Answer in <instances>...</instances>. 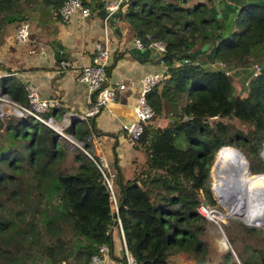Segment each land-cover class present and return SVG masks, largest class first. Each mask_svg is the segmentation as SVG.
Wrapping results in <instances>:
<instances>
[{"label":"trees","instance_id":"obj_1","mask_svg":"<svg viewBox=\"0 0 264 264\" xmlns=\"http://www.w3.org/2000/svg\"><path fill=\"white\" fill-rule=\"evenodd\" d=\"M64 1L0 0V45L8 25L25 15L31 19L30 13L52 16ZM81 1L93 10L103 0ZM188 1L128 0L117 13L145 46L165 44V76L147 94L154 115L134 146L144 159L129 179L115 163L123 196L117 227L138 264H171L179 255L208 264L211 222L197 207L216 204L210 169L222 147L243 153L247 178L264 180V59L255 75L249 65L252 54L264 53V0ZM215 60L223 64L205 65ZM4 70L0 96L27 104L24 83L15 70ZM234 79H240V92H234ZM166 104L173 107L171 120L160 127L154 122ZM56 110L42 118L58 121ZM240 110L253 112L260 128L244 130L228 121ZM64 133L80 148L31 116L0 111V264H89L101 245L110 247L114 212L90 130L86 121H72ZM231 225L229 236L261 234L264 240L262 229ZM241 241L249 255L236 252L239 262L264 264V247ZM214 256L222 259L215 264H235L230 252ZM121 259L125 263L123 251Z\"/></svg>","mask_w":264,"mask_h":264},{"label":"crops","instance_id":"obj_2","mask_svg":"<svg viewBox=\"0 0 264 264\" xmlns=\"http://www.w3.org/2000/svg\"><path fill=\"white\" fill-rule=\"evenodd\" d=\"M118 11L107 18L102 5L91 10V14L83 19L75 16L66 22L53 15L44 19H30V35L25 43L12 40L15 26L11 29L14 24H10L3 35L4 42L0 45V63L3 65L0 75L5 74L6 67L15 70L12 75L24 84L34 85L42 97L56 98V116L61 119L53 122L65 130L72 121H86L95 155L104 157V149L108 156L111 154L113 167L110 173L116 189L114 195L117 207L121 201L122 188L115 180L114 172L117 170L119 174L120 170L123 178L129 179L138 163L144 159L143 154L128 143L122 126L135 120L132 104L139 94L142 74L164 71L159 52L152 46H136V36L127 23L120 20ZM105 25L112 48L108 64L111 69L106 74L105 85L115 88V99L99 115L85 119L83 115L89 100L87 86L80 78L81 70L91 62L93 43L103 37ZM62 61L68 65L63 66ZM211 63L205 65L210 68ZM119 81L124 82V89L117 87ZM64 117L69 121L63 122ZM116 162L120 166L119 170L115 168ZM120 234L117 223L112 225L110 253L104 259L105 264H124ZM176 262L172 261L171 264Z\"/></svg>","mask_w":264,"mask_h":264},{"label":"built area","instance_id":"obj_3","mask_svg":"<svg viewBox=\"0 0 264 264\" xmlns=\"http://www.w3.org/2000/svg\"><path fill=\"white\" fill-rule=\"evenodd\" d=\"M128 3V0H103L102 5L106 11L107 18H109L115 11L122 10ZM91 14V8L84 5L81 0H65L57 11H52V15L59 17L62 21H70L75 16H79L82 19L88 17ZM30 35V19L28 15H25L15 27V31L12 35V40L15 43H25L27 42ZM103 37L93 43V57L90 63L85 64L81 70V80L87 86V94L89 104L84 111L83 118H94L99 115L102 109L109 106L115 99V88L110 85H104L107 80L106 68L109 64V59L111 56L112 48L110 45L109 35L107 32V27H104ZM149 37V35H148ZM134 43L138 47H143V43L140 37H135ZM149 46L154 47L160 54V56L165 52V44L161 40H153L149 43ZM160 63L164 64L163 58L160 57ZM223 64L221 61H216V64ZM63 66L68 65L67 62L62 61ZM214 65V66H215ZM254 69V75L259 72L260 66L258 64L252 65ZM226 74L230 73V70L225 71ZM163 72H145L142 74L140 82V91L137 95L135 102L132 104V110L134 115V122L127 123L122 126V129L126 133V138L131 146H136L138 139L143 133L144 125H146L153 117L154 110L147 101V94L152 90V88L160 82L164 77ZM117 87L119 89H124V82H117ZM24 91L27 97V104L21 105L18 102L11 100L7 95L2 94L0 96V111L1 116L6 115L4 111V106L11 107L16 111V115L19 117L31 116L34 119L46 124L49 127L55 129L53 119L48 120L42 118V113L55 108L58 105V100L56 98L42 97L37 88L28 83L24 84ZM94 92H97L96 97H93ZM18 108V109H16ZM19 111V112H18ZM10 113V112H9ZM69 121L68 118L64 117L63 122ZM68 124V123H67ZM61 132V131H58ZM62 134V133H61ZM63 135V134H62ZM65 136V135H64ZM66 137V136H65ZM99 158V163L97 167L101 171L107 189L110 196L111 211L116 214V220L120 226V221L117 218L118 210L115 200V195L113 191V182L109 175L110 169L107 166L106 160L103 156H97ZM201 203L197 207L198 213L204 217L206 220L215 223L220 229H222V215L226 214V211H218L213 209L210 205ZM232 219L227 217L226 221ZM120 235L122 238V251L125 258L124 264H138L136 259L128 252L123 236V232L120 227ZM110 253V247L106 244L101 245L99 249V254L93 255L90 258L89 264H105L104 259L108 257Z\"/></svg>","mask_w":264,"mask_h":264},{"label":"rangeland","instance_id":"obj_4","mask_svg":"<svg viewBox=\"0 0 264 264\" xmlns=\"http://www.w3.org/2000/svg\"><path fill=\"white\" fill-rule=\"evenodd\" d=\"M197 1L198 0H189L188 2H189V4H193V3H196ZM221 7L223 8V6H221ZM30 18H31V21H32L33 19H36V20L37 19H41V18L44 19V18H47V16L39 15L37 13H35V14H33V13L31 14L30 13ZM14 26L16 27V23L14 25H12L10 28L14 29ZM9 33H11V32L9 31ZM204 54H207V53L205 52ZM204 54L202 56V59H205V55ZM262 58L264 59V53L263 52L262 53H258L257 52L255 54H252L250 59H249V62H250L249 65L260 64V60ZM216 61L217 60H215V62ZM215 62L209 65L210 68L214 66ZM239 80L240 79H238V80L234 79L233 80L234 92L235 93L240 92L242 90V88L239 85ZM16 109H18V108H16ZM172 109H173V107L171 105L166 104L165 109L163 111L162 117L159 118L158 121L156 120L155 122H157L161 126H164L166 123H168V121L171 120V117H170L171 113L170 112H171ZM4 111L6 112V115H7V113L10 112V113H12V115L18 116V115H16V112L9 106L5 105L4 106ZM60 119L61 118L59 117L58 121ZM228 121L233 123L236 127L240 128V129H244V130H246L248 127L260 128V122L254 116V113L253 112L247 113L244 110H240L238 112V115L234 119H228ZM63 134L67 137V141H69L73 147H77L76 145H79L78 142L74 141L70 136L66 135L64 133V131H63ZM229 149H232V148H229ZM233 150H234V148H233ZM219 152H220V150H219ZM218 153H217L215 161H214V163H213V165H212V167L210 169V189L212 191L213 199L216 202V204L214 206H211V207L213 209L221 211V212L222 211H224V212L226 211V215H228L232 219H229V220L226 221L227 217H225L223 219L224 221L222 222V225H221L222 229H220L213 222L209 223L208 231L206 233V238H207L208 242L210 243L211 249H210L209 255L207 256V262L209 260L208 264H215L217 261L218 262L222 261V259H220L219 256L217 258L216 256H214V254L224 255L225 253L230 252L235 264H241L239 262V260H238V257H237L238 251L242 254L243 257H246L247 255H249L248 247L243 245L241 243L242 242L241 240H243V238H244L245 242L247 244L253 245L256 248H263L264 247L263 235H261V234H253V235H249V236L246 235L244 237L241 236V235H236V236L235 235H232V236L228 235V233L226 231V228L230 229V228L234 227V225H231L232 221H240L241 223L247 225L245 222H242L241 219L244 220V221L246 220L247 222H249L248 221L249 218H248V216L245 213H242V212L234 210L232 205L230 203L224 201L222 196L220 197V195L218 194V192L220 191V181H219V179H218V177L216 175V171L214 169V167L216 168V160H217ZM263 153H264V146H263L262 153L260 155L261 158L264 160ZM103 155H104V157L106 159L107 166L109 167V169H111V167H113V161H112V159L110 157L111 154L108 156L106 154L105 149H104L103 150ZM242 155H243V153H242ZM243 157H244L245 164H246V167H247V160H246L244 155H243ZM213 170L215 171V175H216L217 181L215 180V175H214V171ZM109 175L111 177V173H109ZM111 179H112V177H111ZM251 181H259V180H251ZM112 182H113V179H112ZM113 191L116 192V189L114 188V185H113ZM247 226L256 227L258 229L264 230L263 226H262L263 228L261 226L257 227V226H254V225H247ZM231 238H233V239H231ZM172 261H177L176 264H196L193 260H191L190 258L186 257L185 255L175 256V257L172 258ZM232 263L233 262H230V264H232Z\"/></svg>","mask_w":264,"mask_h":264},{"label":"bare ground","instance_id":"obj_5","mask_svg":"<svg viewBox=\"0 0 264 264\" xmlns=\"http://www.w3.org/2000/svg\"><path fill=\"white\" fill-rule=\"evenodd\" d=\"M54 127L61 131L59 124H54ZM214 169L220 181V197L234 210L245 213L249 223L264 227V181H251L253 179L246 177L248 171L243 155L233 149H221ZM225 217L229 216L222 215L221 223Z\"/></svg>","mask_w":264,"mask_h":264},{"label":"water","instance_id":"obj_6","mask_svg":"<svg viewBox=\"0 0 264 264\" xmlns=\"http://www.w3.org/2000/svg\"><path fill=\"white\" fill-rule=\"evenodd\" d=\"M182 2H185L186 0H181ZM228 119H232V117L231 116H229L228 117ZM52 128V127H51ZM54 131H56L60 136H62L63 138H65V139H67V137H65L64 136V134H63V129H62V131L61 132H58L56 129H54V128H52ZM63 135H62V134ZM78 148H80V144L79 145H76ZM223 148H227V147H222L221 149H223ZM220 149V150H221ZM233 149V148H232ZM236 152H238L240 155H242V153L241 152H239L238 150H236V149H234ZM248 168V167H247ZM248 173H249V171H248ZM250 174V173H249ZM204 204H206V203H204ZM123 206V196H122V198H121V201H120V203H119V205H118V207H117V210H119L121 207ZM113 218H114V222H113V225H115L116 223H117V220H116V214L114 213L113 214ZM241 221L242 222H245L247 225H254V224H251V223H249V222H247V221H244V220H242L241 219ZM254 226H257L258 227V225L256 224V225H254ZM263 228V227H262ZM225 244V243H224Z\"/></svg>","mask_w":264,"mask_h":264}]
</instances>
